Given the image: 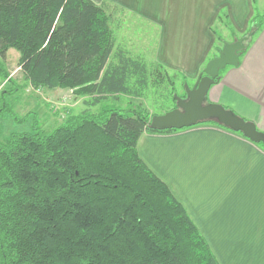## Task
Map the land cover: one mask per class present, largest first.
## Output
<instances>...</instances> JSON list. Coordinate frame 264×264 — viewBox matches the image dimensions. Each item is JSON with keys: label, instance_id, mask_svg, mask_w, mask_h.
<instances>
[{"label": "trees", "instance_id": "trees-1", "mask_svg": "<svg viewBox=\"0 0 264 264\" xmlns=\"http://www.w3.org/2000/svg\"><path fill=\"white\" fill-rule=\"evenodd\" d=\"M110 10L92 0H0V76L14 85L2 97L19 90L4 68L10 49L19 52L27 83L73 89L94 106L120 94L143 96L150 79L168 78L161 65L115 51ZM263 25L257 13L252 31ZM5 115L25 122L1 105L0 264H220L138 153L145 132L176 130L152 129L141 107L104 108L69 115L51 131L37 119L29 131L3 138Z\"/></svg>", "mask_w": 264, "mask_h": 264}, {"label": "crops", "instance_id": "crops-1", "mask_svg": "<svg viewBox=\"0 0 264 264\" xmlns=\"http://www.w3.org/2000/svg\"><path fill=\"white\" fill-rule=\"evenodd\" d=\"M92 1L107 3L110 15L121 11L157 25L155 61L194 82L225 43L253 32L238 66L221 70L206 103L220 104L264 132V25L252 31L253 17L264 13V0L262 11L257 0ZM222 14L232 25L229 40H219L215 30ZM3 86L0 76V93ZM138 153L184 205L220 264H264L262 145L201 123L169 133L145 132Z\"/></svg>", "mask_w": 264, "mask_h": 264}, {"label": "rangeland", "instance_id": "rangeland-1", "mask_svg": "<svg viewBox=\"0 0 264 264\" xmlns=\"http://www.w3.org/2000/svg\"><path fill=\"white\" fill-rule=\"evenodd\" d=\"M257 5V8L262 11L261 0H257ZM134 17L136 16L130 14L126 16L121 11L111 12L110 26L116 37L115 51H127L130 56L141 58L152 68L155 65L153 63L158 64L155 61L154 47H156L159 37V27ZM221 20L222 22H220ZM221 20H219L220 23L216 25L215 30L219 37L224 36L229 40L232 38L230 36L232 25L230 26L228 23L226 25L225 16ZM220 45H222L221 42ZM19 56V52L15 49H10L7 54L4 68L11 75L19 90L12 96L6 93L3 94L5 100L0 94V108L3 103L8 104L20 119L25 118V122L19 124L8 115L2 116L1 130L3 138L14 131H29L33 121L37 119L41 122L43 129L51 131L61 125L69 115L99 114L104 108L129 109L141 107L152 117L162 115L176 108V95L184 98L186 85L192 87L195 84L192 79L187 78H185L186 82H183V77L178 72L165 69L164 76L168 78L157 84H153L152 79H150L149 87L144 89L143 96L135 97L120 94L108 97V100L94 106L87 103L88 100H91L90 97L78 96L73 89H46L34 87L27 83L23 72L18 67ZM113 61L116 60L113 58ZM3 87L12 91L11 87H14V85L4 83ZM173 87L174 94H172Z\"/></svg>", "mask_w": 264, "mask_h": 264}, {"label": "water", "instance_id": "water-1", "mask_svg": "<svg viewBox=\"0 0 264 264\" xmlns=\"http://www.w3.org/2000/svg\"><path fill=\"white\" fill-rule=\"evenodd\" d=\"M253 34L250 32L239 40L225 43L219 54L207 63L195 84L192 87L185 86L186 98L176 95V108L162 115H154L151 128L158 131L181 130L214 121L231 131L241 133L254 143L264 145V132L255 123L243 119L220 104L206 103L210 89L220 79V71L228 66H238L240 53L246 49Z\"/></svg>", "mask_w": 264, "mask_h": 264}, {"label": "flooded vegetation", "instance_id": "flooded-vegetation-1", "mask_svg": "<svg viewBox=\"0 0 264 264\" xmlns=\"http://www.w3.org/2000/svg\"><path fill=\"white\" fill-rule=\"evenodd\" d=\"M184 98H186V96Z\"/></svg>", "mask_w": 264, "mask_h": 264}]
</instances>
